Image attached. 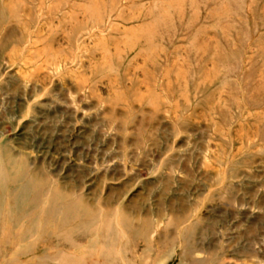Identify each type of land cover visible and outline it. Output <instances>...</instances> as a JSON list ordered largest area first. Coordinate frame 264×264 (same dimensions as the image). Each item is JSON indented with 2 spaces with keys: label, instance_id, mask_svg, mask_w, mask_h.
Here are the masks:
<instances>
[{
  "label": "rangeland",
  "instance_id": "rangeland-1",
  "mask_svg": "<svg viewBox=\"0 0 264 264\" xmlns=\"http://www.w3.org/2000/svg\"><path fill=\"white\" fill-rule=\"evenodd\" d=\"M0 264H264V0H0Z\"/></svg>",
  "mask_w": 264,
  "mask_h": 264
}]
</instances>
